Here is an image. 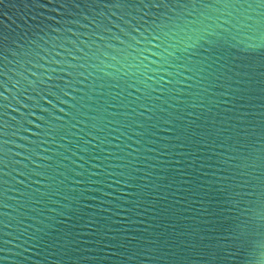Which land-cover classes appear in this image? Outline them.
Instances as JSON below:
<instances>
[{"label": "water", "instance_id": "obj_1", "mask_svg": "<svg viewBox=\"0 0 264 264\" xmlns=\"http://www.w3.org/2000/svg\"><path fill=\"white\" fill-rule=\"evenodd\" d=\"M154 2L0 0V264H168L148 258L157 255L148 241L198 226L200 209L215 207L207 198L193 203L218 183L211 165L220 162L232 176L237 165L255 162L250 177L261 174L264 30L239 10L202 15L149 8ZM224 19L230 60L256 46L247 60H232L256 68L252 83L240 85L247 89L241 111L249 113L240 126L223 80L197 75L178 92L187 86L165 85L161 71L163 60L188 55V28L219 31L213 22ZM105 233V242L138 239L118 249L87 243ZM73 237L77 243L62 249ZM251 250L228 241L221 264H261Z\"/></svg>", "mask_w": 264, "mask_h": 264}, {"label": "snow or ice", "instance_id": "obj_2", "mask_svg": "<svg viewBox=\"0 0 264 264\" xmlns=\"http://www.w3.org/2000/svg\"><path fill=\"white\" fill-rule=\"evenodd\" d=\"M148 7H169L170 10L177 9L181 11L191 9L194 12L199 11L202 15L221 13V15L226 14L227 16H231L233 11L239 10V15L244 16L246 20H253L257 30H264V0H175L171 4H165L162 0H157V2L149 3ZM249 11L255 12L256 19L246 15ZM205 19H211V17L205 16ZM188 23L192 24L194 22L189 21ZM213 23L215 29H219V31L213 30L212 25L187 29L191 33V35H188V42L185 43L184 47V51L188 55L175 57L174 59L179 60V63L163 60V64L167 65L166 69L161 65V71L167 75L165 85L183 83L187 88L178 90V92H182L192 87L189 81L195 79L197 75L200 76L201 80L212 78L215 81L223 80L227 88L222 95L227 94L234 98L232 102L238 105L236 107V119L240 121L238 126L244 125L248 123L246 118L249 113L241 111L246 107V104L240 103V101H244L243 93L247 89L241 88L240 85L252 83L256 68L251 63L233 64L232 60H247L255 53L256 46L250 45L247 49L240 50L241 55L232 57L230 60L228 50L232 48V45L229 43L227 36L229 29L226 27L229 21L224 19L222 22L214 21ZM204 34L212 39H204ZM152 39H158V35L153 36ZM202 40L203 43H201ZM152 47L157 48L159 45L153 44ZM201 48L206 53L202 59L198 58L197 51ZM152 55L156 56L157 52L153 51ZM168 55L172 56L173 54L169 52ZM258 58L259 75L261 77L259 81L260 91L264 94V52H261ZM152 63H155V61ZM144 67L147 68V65H144ZM234 77H241V79H234ZM242 77H247V79L245 80ZM148 78L151 79V77ZM262 107H264V104H262ZM149 110L146 108L145 112ZM261 116L264 117V113H261ZM240 129L246 131L245 128ZM261 140L264 142V134H262ZM232 159H235V157H229V160ZM211 166L215 167L217 172L220 173L217 177L218 183H213V187L205 191L199 201H193V203L204 204L205 198H207V202L209 204L214 203L215 207L200 209L198 216L202 218L200 224L196 227L180 232L173 231L172 234L167 236L161 234L150 239L148 243L153 247L148 251L157 253V255L149 256V259H164L168 261V264H197L192 257L199 256L201 257L200 264H221L223 251L228 241L250 249L252 248L251 237L253 235L264 238V156L260 158L258 166L261 169V174L258 177H250L249 170L257 167L255 162L245 163L242 167L237 165L232 176L224 175L228 170L221 167L220 162H216ZM205 175L207 174L205 173ZM229 180L238 182L228 187H215L216 184H223ZM242 205L245 207L239 215L225 216L226 212L230 213L228 209L239 210ZM111 231V229L108 230V232ZM105 237L106 233L101 239L88 241L87 243L103 244L104 248L118 249L127 248L128 244L125 241H136L138 239L136 235H130L124 240L111 235L107 236V242H105ZM75 243H77L75 237L66 239L61 244V248L68 249L70 245ZM3 244L7 245L8 241L5 240ZM0 251H5V249L0 248ZM85 251H88V249H85ZM113 254L115 255V253ZM87 258L85 257V259ZM0 259L5 258L0 257Z\"/></svg>", "mask_w": 264, "mask_h": 264}, {"label": "clouds", "instance_id": "obj_3", "mask_svg": "<svg viewBox=\"0 0 264 264\" xmlns=\"http://www.w3.org/2000/svg\"><path fill=\"white\" fill-rule=\"evenodd\" d=\"M250 255L264 264V238L256 239L252 242Z\"/></svg>", "mask_w": 264, "mask_h": 264}]
</instances>
